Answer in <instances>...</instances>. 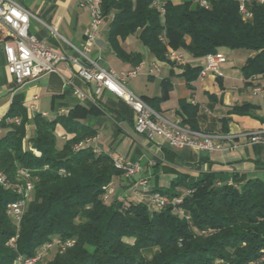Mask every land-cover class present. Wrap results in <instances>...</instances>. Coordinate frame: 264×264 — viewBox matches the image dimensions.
Returning <instances> with one entry per match:
<instances>
[{
  "label": "trees",
  "instance_id": "obj_1",
  "mask_svg": "<svg viewBox=\"0 0 264 264\" xmlns=\"http://www.w3.org/2000/svg\"><path fill=\"white\" fill-rule=\"evenodd\" d=\"M154 3L105 0L104 17L115 12L110 44L121 60L133 67L143 62L141 53H129L122 46L128 37L139 35L143 46L160 61L169 60V50L184 51L192 59L221 48L248 50L255 55L243 68L247 79L264 75V5L257 0L246 4L252 14L247 20L240 11L241 0H210L209 9L192 0L179 5L168 1L164 15ZM183 69L192 89L202 68L187 64ZM162 86V97L144 99L158 114L157 105L171 91L169 82ZM250 109L246 105L234 111ZM198 110L199 106L182 101L181 126L199 131ZM81 116L75 111L55 120L40 114L29 120L26 109L14 103L2 120L0 171L13 185H23L18 173L25 169L35 188L14 250L8 243L17 229L8 206L20 196L14 188L0 185V264H15L19 254L32 257L57 240L75 243L64 252L57 251L46 264H264V181L235 178L230 184L219 182L213 173L198 178L177 174L168 189L154 192L174 198L192 191L181 206L189 220L173 206L152 210L148 204L118 197L106 202L104 196L114 178H124L123 172L107 154L92 147L76 149L97 135L79 123ZM30 124L36 129L32 149L24 146ZM58 125L70 135L61 148Z\"/></svg>",
  "mask_w": 264,
  "mask_h": 264
},
{
  "label": "crops",
  "instance_id": "obj_2",
  "mask_svg": "<svg viewBox=\"0 0 264 264\" xmlns=\"http://www.w3.org/2000/svg\"><path fill=\"white\" fill-rule=\"evenodd\" d=\"M28 9L33 17L30 31L49 48L70 58H79L86 64L96 62L101 68L114 72L117 76L140 67L137 77L126 82V86L143 99L160 98L163 82L171 85L168 98L157 105L159 114L172 124H181V102L199 106L197 113L198 132L228 137L225 149L220 152L202 151L197 148H172L160 135L149 140L135 132L136 117L132 109L119 97L108 90L95 95V83H88L79 77L77 67L61 63L57 71L19 84L8 72L5 53L0 47V119H4L12 104L22 105L29 120L36 115L46 114L48 120L68 116L71 112L82 113L79 123L96 131V137L83 142L98 153L114 159L121 157L138 165L141 169L132 179L114 178L113 195L123 200L148 204L146 194L138 186V181L147 178L152 191L168 189L177 174L198 178L202 173H213L221 183L241 182L259 179L264 181V143H251L246 135L264 130V75L247 79L243 68L254 52L243 54L229 48L219 52L227 55V63L222 66L224 76L198 78L188 86L183 76L185 65L203 68L205 59L186 56L185 63L160 61L151 54L139 39V35L128 37L122 42L127 52H139L143 62L133 67L121 60L110 44V23L115 12L105 18L101 28L99 43L88 54V59L80 56L86 35L91 26V16L87 8L76 0H17ZM182 4L188 0H165ZM252 0H241L250 3ZM147 49V53H144ZM159 64L160 72L150 74V66ZM262 93L255 95L254 89ZM80 91L83 96L77 95ZM33 104L34 109L29 106ZM250 105L247 112L234 111ZM33 124L27 126L25 148L32 149L30 140L35 137ZM5 130L0 129V139ZM58 146L61 148L70 135L61 125L57 127ZM37 155L39 153L35 151ZM55 254V253H54Z\"/></svg>",
  "mask_w": 264,
  "mask_h": 264
},
{
  "label": "built area",
  "instance_id": "obj_3",
  "mask_svg": "<svg viewBox=\"0 0 264 264\" xmlns=\"http://www.w3.org/2000/svg\"><path fill=\"white\" fill-rule=\"evenodd\" d=\"M76 1L81 7L87 8L91 16V26L85 38L84 48L83 51L79 52L80 56L88 59V54L91 52V49L99 43L101 28L105 20L103 13L105 0ZM192 1L206 9L211 7L210 0ZM257 1L264 5V0ZM165 4V0H155L154 3L162 15L165 14ZM240 11L245 20L252 17L245 2H241ZM32 17L33 14L17 0H0V47H2L5 53L9 74L19 84L43 75L55 73L59 64L63 62L69 63L77 67V73L84 81L96 84L94 90L96 96L100 95L102 91L108 90L123 100L132 109L136 117L134 129L137 134L145 136L149 140H153L155 136L160 135L175 149L192 147L211 153L220 152L225 149L224 142L228 140V137L193 131L182 127L179 123L172 124L167 122L143 98L129 90L126 82L138 76L140 67L117 76L114 72L101 68L96 62L86 64L79 58H70L57 52L46 46V44L31 33L30 26ZM167 58L172 62H186L185 54L179 51L169 50ZM204 59L205 64L201 69L199 78L203 79L208 76L222 78L224 76L222 66L228 60L223 53L217 52L210 54ZM149 72L150 74L160 72L159 64L151 65ZM260 93H262L261 88L254 89L255 95ZM76 94L83 96L78 90ZM29 108L34 109V105L31 104ZM42 116L46 117L47 115L44 114ZM13 122L20 124V119H15ZM1 123L2 119H0V126ZM246 138L251 143H264V130L248 134ZM84 148H86L84 143L76 146L78 150ZM114 164L117 169L123 172V177L127 180L132 179L141 171L138 165L132 164L121 157L114 159ZM18 177L19 181L24 182L23 185H13L0 171V185L6 189L14 188L20 196L17 202L11 203L8 206V214L17 229L15 237L8 243V246L14 250H17V241L20 237L22 219L30 202V195H32L35 188L31 175L27 170L20 169ZM138 186L142 188L143 194H146L148 206L152 210H162L167 206H173L180 216L188 220L190 219V215H187L181 206L185 197L189 196L192 191L187 190L180 196L171 198L170 196L152 191L150 181L147 178L139 180ZM112 195L113 187L111 185L104 196V200L108 202ZM74 243V241L70 240L65 242L57 240L46 243L32 257L19 254L15 264H43L46 256L52 250H55V253L57 251L64 252L72 248Z\"/></svg>",
  "mask_w": 264,
  "mask_h": 264
},
{
  "label": "rangeland",
  "instance_id": "obj_4",
  "mask_svg": "<svg viewBox=\"0 0 264 264\" xmlns=\"http://www.w3.org/2000/svg\"><path fill=\"white\" fill-rule=\"evenodd\" d=\"M236 51H239V52H242L243 54H248L249 52L251 51H248V50H236ZM147 49H144V53H147ZM224 53L227 55L228 57V51H224ZM33 198V195H30V200H32ZM110 199L112 200L113 197L111 196ZM55 253V250H52L50 253H48V255L46 256V259L44 260V263L43 264H46L49 260L52 259L53 255ZM149 256H151V254H149Z\"/></svg>",
  "mask_w": 264,
  "mask_h": 264
}]
</instances>
